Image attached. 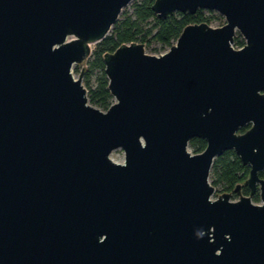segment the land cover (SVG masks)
<instances>
[{"label": "water", "instance_id": "water-1", "mask_svg": "<svg viewBox=\"0 0 264 264\" xmlns=\"http://www.w3.org/2000/svg\"><path fill=\"white\" fill-rule=\"evenodd\" d=\"M132 1L0 0V264H264V0H155L226 23L106 54L104 111L74 66ZM229 150L251 195L214 200Z\"/></svg>", "mask_w": 264, "mask_h": 264}, {"label": "trees", "instance_id": "trees-1", "mask_svg": "<svg viewBox=\"0 0 264 264\" xmlns=\"http://www.w3.org/2000/svg\"><path fill=\"white\" fill-rule=\"evenodd\" d=\"M155 0L135 1L131 10H123L119 19L114 24L109 35L95 45L90 58L84 68L81 65L74 66V73L83 74L84 86L88 90L89 101L93 106L107 111L114 103V97L109 90V79L105 72L104 57L108 53H114L121 45L140 43L146 48L159 45L162 49L171 48L178 40L183 30L189 25L207 23L211 25L219 20L222 27L225 19L214 11L198 10L195 14L175 13L163 19L153 11ZM209 13V15L207 14ZM246 42L237 34L234 40L235 48H243ZM250 126L243 128L245 132ZM207 141L195 138L190 142V148L195 154L205 151ZM251 168L244 165L241 158L234 150L226 151L214 161L210 179L216 188V196L232 194V198L241 195L250 196L251 189L245 185L250 176ZM264 178V171L260 173ZM238 185H242L241 194L236 192ZM260 196L256 193L253 201L260 202Z\"/></svg>", "mask_w": 264, "mask_h": 264}, {"label": "rangeland", "instance_id": "rangeland-1", "mask_svg": "<svg viewBox=\"0 0 264 264\" xmlns=\"http://www.w3.org/2000/svg\"><path fill=\"white\" fill-rule=\"evenodd\" d=\"M135 1H139V0H133L128 6H126V7L124 8V10H131V8H132V6H133V4H134ZM207 14L209 15V13H207ZM216 14H217V15H220V14L217 13V12H216ZM219 25H220V21H219V20H216V21H214V22L211 24V26L214 27V28L219 27ZM94 48H95V45L92 46V49H93V50H94ZM145 48H146V47H145ZM146 52H147L148 54H150V55H160V54L164 53L165 50L162 49L161 46H159V45H152L151 47L146 48ZM80 65H81L80 68H84L85 65H86V61H85L84 63L80 64ZM74 75H75L76 78H79V77H80V75H79L78 73H74ZM83 83H84V82H83ZM190 150L192 151L191 148H190ZM192 152H193V151H192ZM111 156H112V157H115V160H116V161H122V162L125 161V153H124V151H123L122 149H118V150L114 151V152L112 153ZM210 180H211V179H210ZM216 191H217V190H216ZM217 194H218V193L215 194V198H217V196H216ZM220 196H221V195H220ZM239 198H240V197H238V198H233V199L236 201V200H238ZM255 203H261V200H260V202H255Z\"/></svg>", "mask_w": 264, "mask_h": 264}, {"label": "built area", "instance_id": "built-area-1", "mask_svg": "<svg viewBox=\"0 0 264 264\" xmlns=\"http://www.w3.org/2000/svg\"><path fill=\"white\" fill-rule=\"evenodd\" d=\"M225 23H226V22H225ZM174 44H175V43H174ZM233 46H234V45H233ZM234 48H235V47H234ZM169 49H170V48H168L167 50H165V52H164V53L168 52V51H169ZM235 49H238V50H239V49H241V48H235ZM164 53H162V54H164ZM162 54H160V55H162ZM157 56H159V55H157ZM213 198H214V200H216L218 197H217V198H215V195H214V197H213Z\"/></svg>", "mask_w": 264, "mask_h": 264}]
</instances>
